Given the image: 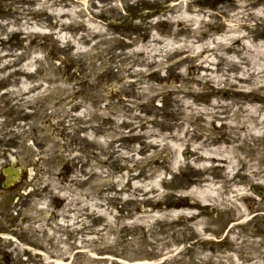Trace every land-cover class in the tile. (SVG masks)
Instances as JSON below:
<instances>
[{
	"label": "rangeland",
	"instance_id": "374dc122",
	"mask_svg": "<svg viewBox=\"0 0 264 264\" xmlns=\"http://www.w3.org/2000/svg\"><path fill=\"white\" fill-rule=\"evenodd\" d=\"M0 264H264V0H0Z\"/></svg>",
	"mask_w": 264,
	"mask_h": 264
},
{
	"label": "water",
	"instance_id": "95a60500",
	"mask_svg": "<svg viewBox=\"0 0 264 264\" xmlns=\"http://www.w3.org/2000/svg\"><path fill=\"white\" fill-rule=\"evenodd\" d=\"M3 173L6 175L5 182L3 183V188L8 187L10 184L15 182V178L19 176V170L16 168L15 164H12L10 168L4 169Z\"/></svg>",
	"mask_w": 264,
	"mask_h": 264
},
{
	"label": "trees",
	"instance_id": "16d2710c",
	"mask_svg": "<svg viewBox=\"0 0 264 264\" xmlns=\"http://www.w3.org/2000/svg\"><path fill=\"white\" fill-rule=\"evenodd\" d=\"M215 2H217L218 0H214ZM211 8H213L212 6H210ZM24 37V36H23ZM23 40H25V38H21V40L19 41L20 43H22V44H24L25 42L23 41ZM41 42H44L45 43V41H41ZM38 46H42V44H39ZM21 54V53H20ZM20 54H18V55H20ZM25 58V57H24ZM20 59H22L21 58V56L20 57H18V58H16V59H12L11 61H10V64H9V66H14L15 64H18V62H23V59L20 61ZM17 61V62H16ZM17 67H19V66H17ZM16 67V68H17ZM5 69H6V66H5ZM17 70V72H15V74H20L19 73V68H17L16 69ZM9 75V74H8ZM7 75V76H8ZM189 76V74L187 73V76L186 77H188ZM166 77H167V81H169L171 78H173V77H175L174 75H172V74H170L169 72H167V75H166ZM177 78H178V80L180 81V75H177L176 76ZM182 80V79H181Z\"/></svg>",
	"mask_w": 264,
	"mask_h": 264
}]
</instances>
